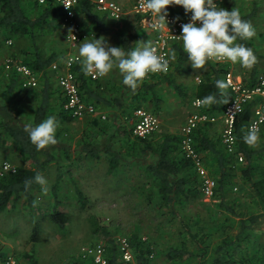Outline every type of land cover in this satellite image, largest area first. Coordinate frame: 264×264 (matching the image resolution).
<instances>
[{
	"label": "trees",
	"instance_id": "16d2710c",
	"mask_svg": "<svg viewBox=\"0 0 264 264\" xmlns=\"http://www.w3.org/2000/svg\"><path fill=\"white\" fill-rule=\"evenodd\" d=\"M78 8H81L87 17L96 22L98 29L102 33L106 31L105 22L109 16L108 14L102 16L95 13L93 11L96 8L95 3L91 0H80ZM167 9L169 11L172 10L171 12L174 14L186 16L183 7L175 10L174 5H170ZM257 15L258 10L255 8L249 15H241V17L251 23ZM61 17V8L52 2L47 5H40L34 0H0V35H6L5 39L1 40L0 38V46L3 45L4 41L13 39V43L10 46L14 48V51L9 53V56L14 58V60H20L19 62L29 66L35 73L42 74L41 83L38 87L24 88L22 86V76L15 70L6 72L5 62L1 63L2 59H0V82L4 84L6 95L10 96L14 95L15 92L22 91L28 92V90H31L32 94L37 93L34 101L35 106L30 110H27V107L22 110L12 106L11 100L0 103V154L6 147L10 146L15 148L19 156L23 158L22 164L17 167L14 173H9L5 177L0 178V214L17 208L22 199L25 201L27 208L42 211L36 202V194L42 190V186L34 182V177L37 173L40 175L47 173L53 163H59L58 159L60 156L69 157L70 154V144L64 142V131L62 128L59 130L57 128L56 132L57 143L54 144V147L55 145L59 146L57 147L58 152L56 150L51 151L47 147L37 149L31 143L29 135L25 131L26 126H35L49 116H54L57 121L63 124L80 120L74 118L64 109L66 99L57 84V73L52 69L53 64L61 63V55L56 52L49 54L44 51L45 48L39 41V37L42 40L44 39L43 35L51 28V25H56V28L61 25ZM137 38L135 34H122L121 43L123 48L126 51L132 50L133 43ZM236 43L244 44L252 50L254 48V41L251 39L246 41L238 40ZM68 50L69 48L67 47ZM173 50L176 54L177 67H181L189 61L181 44L174 45ZM3 53L8 54L7 51ZM208 65L209 73L196 87L193 94L194 99L203 100L208 95H219L216 81L223 80L225 82V76L231 69L229 63L215 64L208 61ZM74 72L82 98L87 103L94 104L98 110L99 108L110 109V107H117V105L126 100L127 95H131V103L128 107H126L125 103L121 104L129 118L133 116L136 110L146 109L151 103L153 104V111L156 114H160L163 98L160 95L159 86L162 82L170 81L171 79L166 74L153 76L148 80H143L135 91L124 85V87L122 86L116 90L121 97L115 98V102H113L107 100L101 91L102 79L93 80L89 74L86 75L83 72L82 63L74 67ZM250 85H255V80L250 82ZM224 91L226 95L222 104H204L201 109L202 112L210 113L211 115L221 114L225 106L233 99L228 87ZM254 105L255 103L247 104L244 111L239 115L236 124V134L238 151L243 153L245 157L240 169L244 185L250 186L255 195L264 204V143H262L263 146L261 147L257 145L251 147L243 140V136L248 131V124L252 119ZM94 120L97 121V119ZM96 126L99 127L100 124L97 123ZM125 127H122L126 131L123 132L124 136L126 135L130 139L134 138L133 151L136 152L135 155H139V160L143 161L145 176L151 186L153 185L156 188V192L152 191L150 193V198L152 200L156 197L157 211L161 216H169L181 220L180 231L181 235L185 234L186 240L182 241L179 247L170 248L165 252L168 261L180 264H264V242H259L256 236L258 230L256 227L259 226L260 217L245 216L244 212H237L231 207L230 202L227 201L233 191V182L236 175L235 167H237L239 162L235 156L227 154L222 145L221 137L212 136L214 123L199 125L194 133L195 147L206 161L210 171L216 173V198L220 202L218 206L226 208L232 214V218H238L240 225L239 232L236 235L227 233L214 246H211L214 234L206 232L205 229L211 226L217 231V223L216 225L214 223L219 220L218 216L217 218L209 216V220H203L196 216L191 217L189 215L190 217H188V215H182L183 212H181L188 205H192L202 199V181L193 161L186 158L182 150V134L156 132L149 138L142 139L133 136V125L127 130ZM260 133L264 138V125ZM110 138L114 139V136ZM95 147L85 144L83 154L92 158H99V146L95 145ZM109 149H111L110 146ZM150 157H153V162L147 163L146 160ZM120 158H123V156L118 152L113 154L110 164L111 173L119 167ZM60 179L61 177L59 176L57 182ZM26 181H33L27 190L25 189ZM58 187L55 185L53 188L56 198L58 196ZM76 193L79 202L85 207L88 202L83 191L78 186ZM57 203H59V200H57ZM48 219L61 229H65L69 222L68 216L59 211L57 207L48 215ZM90 222L95 232H101L106 237L110 236L107 230L101 229L102 227H100L99 221L95 217H91ZM39 229V224H36L32 238L34 241L38 239ZM130 240L135 256L134 264H153L151 256L155 252L151 242L143 241L136 235ZM5 256V252L0 249V260L5 258ZM107 257L109 264H123L118 244L111 237L109 239ZM25 264L41 263L32 254L29 257V261ZM67 264L94 263L92 260L80 258Z\"/></svg>",
	"mask_w": 264,
	"mask_h": 264
},
{
	"label": "rangeland",
	"instance_id": "374dc122",
	"mask_svg": "<svg viewBox=\"0 0 264 264\" xmlns=\"http://www.w3.org/2000/svg\"><path fill=\"white\" fill-rule=\"evenodd\" d=\"M134 1L137 0L121 1L123 3L121 6L128 7ZM174 7L175 10L182 9V6L179 5H174ZM124 10L127 11L129 9L125 8ZM77 17L82 27L78 9ZM82 31L84 32L83 27ZM57 33H59L58 30L51 27L44 33L43 40L39 37V41H41L45 50H47L46 46L52 42V39H58ZM60 37L61 40L59 42L62 39L66 41L65 34H61ZM259 39L260 41L264 40V29L263 32L260 30ZM148 40L146 39V41ZM6 42L7 40L0 46L1 63L10 57L9 53L14 51V48ZM5 51L8 54L3 53ZM68 52L69 50L64 56ZM60 57L62 58V56ZM4 64H6V61ZM173 66L172 72L169 75H167L168 72L165 74L171 77V80L175 82L174 84L183 85L185 88L190 89L192 84L198 82L196 79L197 76L194 78V75L199 73L201 69H194L191 64H185L178 70L175 58L173 59ZM103 79L105 81V77ZM38 80L39 86L41 83L39 75ZM56 80L58 84L57 77ZM168 84L170 85L172 83L165 81L159 86L160 95L163 98L161 102L162 113L156 114L153 111L152 103L145 110L160 119V126L156 132L181 134L188 117L195 109H193L191 100L187 98L190 94L184 98L177 96V91L169 87ZM25 92H15L14 95L8 96L5 94L4 84L0 82V103L11 100L12 106L22 110L27 107V110H30L35 106L34 101L37 93L32 94L31 90ZM87 123L86 119L76 120L68 123L69 126L61 127H68L67 129H63V131L68 130L66 132L71 133L70 130H73L76 136H79L80 144H77L75 151H70L73 156L76 155L77 159L74 161L77 163L75 165H69L70 167H75L72 168L73 171L70 172L71 174L58 175L57 168L58 166H62L64 162L58 159L59 163H53L50 170L42 174L47 180V184L42 186V190L36 194V202L42 211L27 208L25 201L22 199L17 208L0 214V249L6 254L5 258L0 260V264H25L29 261V257L32 254L41 264H67L80 258L90 260L86 257L87 252L97 246H104L108 250L110 237L117 242L122 238L131 239L134 235L142 240L146 239L153 245L155 252L153 264H180L178 262L168 261L165 252L170 248L179 247L181 242L186 240L185 234L181 235V220L169 216H161L157 211L156 197L152 200L150 198V193L152 191L156 192V188L153 185L151 186L145 173H143L142 168H145L144 163H142L143 161L141 162L139 155H135L136 152L133 151L132 144L134 138L130 139L126 135L123 136V132L126 131L122 128L120 131H115L110 117L103 124L107 128V132L109 130L114 136V139L110 138L111 141H106L99 133H95L92 130L88 131ZM132 125V122H130L125 127L126 130L130 129ZM215 127L212 128V134L214 131L215 136L222 137L221 132ZM59 129L60 127H58ZM260 132L261 130L259 131V138L262 136ZM99 137L102 138L103 142H99ZM67 142L69 144L72 143L70 141ZM259 142L260 140H258L257 144ZM99 143L100 145H98ZM85 144H90L93 147L95 145L99 146L98 150L103 157L102 160L97 159L93 161L84 158L82 151L84 150ZM109 146L112 150L109 149ZM46 147L51 151L56 150L58 152L57 147L59 146L55 145L54 147V145H48ZM71 148H73L72 144L70 145ZM116 152L123 156L119 161V166L124 169V172L121 175L116 174L114 177L111 174L107 175L106 171L111 164L113 154ZM203 161L210 175L212 174L217 178L216 173L211 172L207 167L206 161L204 159ZM4 162H9L17 168L22 164L23 158L19 156L15 148L8 146L0 154V168ZM68 163H72V160ZM59 176L61 179L57 182ZM55 185L59 186L57 198L53 193ZM77 186L83 191L87 199L88 203L85 207L79 202L76 193ZM45 187L47 189L46 191L43 190ZM238 195L239 192L233 189L227 199L232 208L237 204H233V199L237 198ZM57 200H59V203H57ZM219 203V201L217 203L208 202L202 195V199L192 205H188L187 208L181 211L183 212L182 215L185 214L188 217L196 216L203 220H209V216H215L216 218L218 216L219 220L214 223V225L217 223V231L211 226L205 229L206 232L214 234L211 246H214L219 240L223 239L227 233L236 235L239 232V219L232 218V214L226 208H220L218 206ZM249 203H251L250 207L256 213L262 211L261 206L257 202L249 200ZM55 207L65 213L69 218L65 229L59 228V226L48 219V215ZM238 208H236L237 212H239ZM244 213L245 216H250L245 210ZM91 217H95L99 221L100 227H102L101 229H105L110 233L109 237H106L101 232L94 231L95 229L90 222ZM36 224H39L40 231L37 241H34L32 238ZM258 224L259 226L256 227L258 229L256 236L259 239L258 241L263 243L264 215H261Z\"/></svg>",
	"mask_w": 264,
	"mask_h": 264
},
{
	"label": "built area",
	"instance_id": "2783aa9c",
	"mask_svg": "<svg viewBox=\"0 0 264 264\" xmlns=\"http://www.w3.org/2000/svg\"><path fill=\"white\" fill-rule=\"evenodd\" d=\"M40 5L54 3L62 10L61 27L64 30L69 52L67 53L63 63H55L52 69L57 73L58 86L61 89L66 101L64 109L68 111L76 119H84L86 117H94L99 114V110L92 103H87L81 96L79 85L76 82L74 67L82 63V58L78 56V48L85 41L86 34L82 31V27L77 19V8L80 0H34ZM147 0H138L133 7V13L140 17L142 27L149 30L152 39L149 42L152 47L157 50V54L169 60V68L172 60V50L174 45L181 44L179 37L182 33L181 25L190 22L191 13L186 16L174 14L166 9V21H161L158 16L151 13L141 4H146ZM217 4V0H214ZM98 11L108 14L115 20H120L125 15L124 8L112 1L97 0L95 2ZM155 25V27H153ZM12 41L8 40L7 44L12 45ZM215 64H226L229 61L210 60ZM6 70H15L22 78V86L24 88H36L38 86V74L29 66L20 64L14 59L6 60ZM167 72L149 74L144 80H148L153 76H160ZM93 80H101L104 77H95L89 74ZM225 83L233 95V99L225 106L223 112L219 115H209L202 112L204 106L202 99H196L193 102L195 111L188 117L186 124L182 128V150L186 158L191 159L201 178L202 195L211 200L215 197L214 180L206 169L203 159L197 152L195 147L194 133L199 125L203 123H217L222 121V142L227 153L235 156L238 162H244V157L238 151V140L236 134V124L239 115L244 111L247 104L255 103L253 108L252 119L248 124L247 130L253 125L261 130L264 125V68L258 77L255 85H250L243 81L240 77L234 75L230 69L225 76ZM102 120H106V115L101 116ZM133 124V136L137 138L147 139L152 136L160 126V119L146 111L138 109L133 114L131 120ZM17 170L9 162H4L0 168V178L5 177L9 173ZM143 241H147L143 239ZM123 264H134L135 256L133 252L132 242L129 238H122L117 241ZM86 257L93 261L94 264H109L107 250L104 246H97L90 249ZM152 258L154 255L151 256Z\"/></svg>",
	"mask_w": 264,
	"mask_h": 264
},
{
	"label": "clouds",
	"instance_id": "9594fccd",
	"mask_svg": "<svg viewBox=\"0 0 264 264\" xmlns=\"http://www.w3.org/2000/svg\"><path fill=\"white\" fill-rule=\"evenodd\" d=\"M170 5L182 6L185 14L191 13L190 22L182 24L183 51L194 69H202L210 60L231 61L242 67H251L256 62L253 50L236 41H246L256 35L253 25L243 19L238 10H226L218 7L214 0H147L146 7L161 21H166V9ZM155 27V25H153ZM78 56L82 58L83 72L95 77H104L113 69H118L122 83L135 91L138 85L149 74L167 72L169 60L158 55L150 43H142L132 50L111 46L104 38L85 41L79 45ZM174 58V54L173 57ZM219 95H208L203 99L205 105L222 104L226 95V83L216 81ZM59 124L54 116L39 124L25 127L29 139L37 149L57 143L56 132ZM243 140L255 147L259 140V132L255 125L251 126ZM33 181L25 182L27 190ZM34 182L45 186L47 180L37 173ZM46 191V187L43 189Z\"/></svg>",
	"mask_w": 264,
	"mask_h": 264
},
{
	"label": "crops",
	"instance_id": "0c3cea01",
	"mask_svg": "<svg viewBox=\"0 0 264 264\" xmlns=\"http://www.w3.org/2000/svg\"><path fill=\"white\" fill-rule=\"evenodd\" d=\"M91 1L93 3H95L97 0H91ZM108 1L116 2V3L121 5V4H123V3H121V1H124V0H108ZM137 1H134L133 4H131L128 7L123 5L125 8H127L129 10L125 11V15L122 17V19L115 20V19L108 17L106 22H105L106 31L104 33H102L98 29L96 22L92 21L89 17L86 16V13H84L81 8H77L78 14L81 18L82 27L84 28V32H85L84 34H86V37H87L85 39V41H91V40H94L95 38L96 39L104 38L106 40V42L108 44H110L111 46L123 47L122 43H121V35L122 34H135V35H137L138 38L133 43L134 44L133 49L137 46H141L142 45L141 43H149L152 39L151 32L142 27V25L140 23L139 16H137L135 13H133V7ZM217 6L222 7L226 10H229V11H231L232 9L238 10L240 15H242V16L249 15L250 13L253 12V10L255 8H257L258 15L251 22V24L253 25L255 32H256V35L251 38V40L254 41L253 52L256 56V62L250 68L249 67H242L239 63H232L231 61L228 62L231 65V69L233 70L234 75H236L237 77H240L246 83L250 84V82H252L253 80H255V83H256L258 77L261 75L262 70L264 68V40L260 41V39H259L260 38V30H261V32H263V29H264V0H217ZM93 11L95 13L102 15V16H104V14H105L103 12L98 11L97 8H94ZM130 15H132V16H130ZM77 19H78V17H77ZM55 26L56 25H51V27L53 29L58 30V32H59V33H57L58 39L57 40L52 39V42L46 46L47 50H44V51H47L49 54L53 53V52L60 54L62 56L61 63H63L64 59L66 57V55L64 56V54L67 51L68 45H66L67 43H66V41H63V39L61 42H59L61 40L60 35L64 34V30L61 27V25L58 28H56ZM5 37H6V35H4V36H2V34L0 35L1 40H3V38L5 39ZM146 39L147 40L149 39V40L146 41ZM10 40L12 41L13 39H10ZM181 46L183 47L182 43H181ZM174 52L175 51L172 50V54H174V56H175L174 58H176V54ZM174 58H172V61L170 64V70H169L167 75H169L172 72V68H174V66H173V59ZM7 59H14V58L8 57ZM185 64L189 65L191 63H190V61H188ZM184 65H182L181 67H178V70L181 69ZM175 69H177V68H175ZM208 73H209V65L207 62L205 67L202 68L201 71H199V73H196L194 75V78L197 76L196 79L198 82L192 84L190 89L185 88L183 85L174 84L175 82H173L171 79L169 82L172 84H170L171 86L168 84V86L172 87L173 89H175L177 91L176 92L177 96L184 98L190 94L189 97H187V98H189L193 104V102L196 100L193 98V94L196 90V87L202 82L203 78ZM37 74L39 75V77L41 79L42 74H39V73H37ZM252 74L253 75L255 74V76H253ZM104 77H105V81H103L104 79L101 80V81H103V85L101 86V91L103 92V94L105 95L107 100L115 102L114 101L115 98L121 97L120 93H118L116 90L118 88H121L122 86L124 87V84L122 83V76L119 74L118 69H113L112 72H110L109 74H107ZM178 88H180V89H178ZM122 103H125L126 107H128L131 103V95H127L126 100L121 102V104ZM121 104L117 105V107H114V108L110 107V109L109 108H101V109L99 108V114L98 115H96L94 117H90L88 119L84 118L88 122L86 125L88 127V131L92 130L95 133H99L104 139H106V141H108L110 139L112 134L109 132V130L107 132V130H106L107 128L103 124L105 121H107V119L102 120L101 119L102 115H106V117H110V121H111L112 126L114 127L115 131H120L122 127L127 126L131 122V120L133 119V116L131 118H129L126 115V111L124 110V108L121 107ZM161 111H162V109H161ZM161 111H160V114L162 113ZM190 113H191V111H190ZM207 114L211 115L210 113H207ZM84 119H80V120H84ZM94 119H97V121ZM98 120H101V121H98ZM94 121H96V122H94ZM97 123L100 124L99 127L96 126ZM58 124H59L58 127H60V128L69 126L68 123L63 124V123L59 122ZM214 126H216L215 128L218 129L222 134V121L214 123ZM67 128H62V129H67ZM66 131H68V130H64V142H67V141L72 142V143H70V145L72 144L73 148H71L70 151H75L77 149V144H80L79 143V136H76V134L73 132V130H70L71 133L66 132ZM164 133H169V132H164ZM215 135L216 134L213 131L212 136H215ZM259 140H260V142L256 145L261 147V146H263L262 143H264V138L261 136V138H259ZM73 141H74V143H73ZM101 141H102V138L99 137V142H101ZM221 141H222V137H221ZM98 145H100V143ZM222 145H223V142H222ZM223 147L225 149L224 145H223ZM82 152H84V150ZM241 154L243 155V153H241ZM83 157L90 159V160H93V161H96L97 159L102 160V158H103L101 156V153H100L99 158H92L91 156H87L86 154H84ZM243 157H244V155H243ZM152 158L153 157L148 158L146 160V162L148 161V163H152L153 162ZM59 159L64 161L63 162L64 166L63 165L58 166L57 174L58 175L71 174L70 172L73 171L72 168H75V167H70L69 165H73V164L75 165L77 163L74 161L75 159H77L76 155L73 156V154L70 153L69 157L62 155L59 157ZM120 159H122V158H120ZM70 160H72V163H68ZM243 163L244 162H242V163L239 162V163H237L238 164L237 167H235V170H237L236 171L237 173L235 175V179L233 182V189L235 191H238L239 195L237 196V198L233 199V204L235 205L237 203L233 207V209L236 210V208L239 207L238 208L239 213L244 212V210H245L246 212H248L250 214V216H260V218H261V215H264V204L255 195V193L252 191L250 186L244 185V181L241 177V172H240L241 165ZM142 169H143V173H145L144 168H142ZM122 172H124V169H122L119 166L114 172L111 173L110 172V166H109V168L106 171V174L107 175L111 174L115 177L116 174L121 175ZM209 174H210V172H209ZM211 177L213 178L214 184H215V197L211 200H209L207 198H205V199L208 202L217 203L218 202V199L216 198L217 178L212 174H211ZM146 184H148V183H146ZM249 200H252V202L253 201L257 202V204L259 206H261L262 211L260 213H256L252 209V207H250L251 203H249Z\"/></svg>",
	"mask_w": 264,
	"mask_h": 264
}]
</instances>
